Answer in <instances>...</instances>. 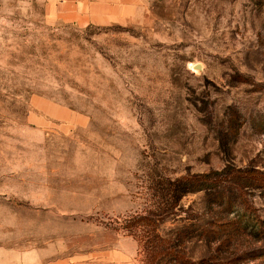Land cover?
Listing matches in <instances>:
<instances>
[{
	"label": "rangeland",
	"instance_id": "1",
	"mask_svg": "<svg viewBox=\"0 0 264 264\" xmlns=\"http://www.w3.org/2000/svg\"><path fill=\"white\" fill-rule=\"evenodd\" d=\"M40 100L79 120L38 129ZM225 166L264 172V0H151L131 25L86 28L0 0V221L19 216L28 246L264 264L250 228L177 239L209 217L203 192L179 198L170 181ZM246 196L251 211L228 218L264 220V198Z\"/></svg>",
	"mask_w": 264,
	"mask_h": 264
},
{
	"label": "crops",
	"instance_id": "2",
	"mask_svg": "<svg viewBox=\"0 0 264 264\" xmlns=\"http://www.w3.org/2000/svg\"><path fill=\"white\" fill-rule=\"evenodd\" d=\"M36 1L42 5L48 24L61 23L80 28L131 25L145 17L151 3V0ZM36 110L31 113L29 120L38 129L45 130L56 123L68 124L79 120L72 111L45 100L37 103ZM1 222L5 230L0 234V264H133L134 249L122 251L115 244L109 250H98L88 257L85 254H76L72 258L61 257L58 256L59 250L54 240L45 241V246H41V243H36L41 238L35 242V236L28 237L35 243L28 246L19 216L11 215V218L5 217Z\"/></svg>",
	"mask_w": 264,
	"mask_h": 264
},
{
	"label": "trees",
	"instance_id": "3",
	"mask_svg": "<svg viewBox=\"0 0 264 264\" xmlns=\"http://www.w3.org/2000/svg\"><path fill=\"white\" fill-rule=\"evenodd\" d=\"M169 184L171 194L179 195V198L203 192L205 208L209 217L203 225H199V227L197 224L193 225L194 229H190V232L187 229L180 231L177 234L178 240L184 242L188 238L201 237L208 240L223 238L222 240L226 242L232 237V234L240 232L242 234L248 228L254 236L264 239V220L251 216L243 225L240 220L228 218L230 214L236 212L237 207L251 211L250 202L246 196L248 193L256 192L264 198V172L256 169H235L225 166L219 171L188 175L171 180ZM153 258L157 264H160L162 258L175 260L179 264H198L190 261L184 255L173 254L171 250L158 257L154 255Z\"/></svg>",
	"mask_w": 264,
	"mask_h": 264
}]
</instances>
